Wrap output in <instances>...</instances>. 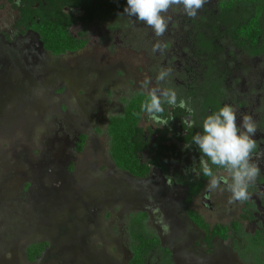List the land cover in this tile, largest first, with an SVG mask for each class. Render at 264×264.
Returning <instances> with one entry per match:
<instances>
[{
    "label": "rangeland",
    "instance_id": "1",
    "mask_svg": "<svg viewBox=\"0 0 264 264\" xmlns=\"http://www.w3.org/2000/svg\"><path fill=\"white\" fill-rule=\"evenodd\" d=\"M217 2L206 0L195 18L182 6L170 8L160 37L123 13L119 21L105 22L100 34L91 27L85 49L51 57L37 35H21L18 12L0 0V264H128V223L139 212L149 214L148 229L171 250L174 264L254 263L244 249L249 236L264 234V184L258 183L264 179V131L257 125L264 116L263 60L224 40L218 42L223 52L211 59L227 81L237 124L247 114L258 126L253 158L262 172L247 201L229 203L231 193L224 190L213 203L218 211L207 209L202 196L187 206V189L175 181L185 179L193 152L186 161L180 154L167 175L153 169L147 180L118 171L109 154L110 118L123 114L134 93L156 87L161 68H170L171 75L160 87L191 101L207 60L196 54L195 37L208 31L201 22ZM157 43L167 48L154 53ZM145 81H151L149 88ZM147 123L161 126L148 117ZM80 135L87 136L82 152L76 148ZM188 209L210 228L241 222L249 236L230 231L229 240L208 243ZM39 243L48 247L31 263L27 249ZM155 257L148 264H157Z\"/></svg>",
    "mask_w": 264,
    "mask_h": 264
},
{
    "label": "trees",
    "instance_id": "2",
    "mask_svg": "<svg viewBox=\"0 0 264 264\" xmlns=\"http://www.w3.org/2000/svg\"><path fill=\"white\" fill-rule=\"evenodd\" d=\"M13 3L14 0H8ZM59 0H47L49 6L62 9L65 3L58 5ZM72 1V0H70ZM120 0H79L76 6L83 7L87 13L86 18H76L64 26L57 20L45 18L41 24H35L34 30L39 33L44 48L54 56H62L67 53H76L85 49L87 41L75 38L70 34L69 28L78 21L87 23V18L96 17L103 19L107 14H116L123 10L124 3ZM123 2V0H121ZM117 3V4H115ZM58 5V6H57ZM16 7V5H14ZM219 15L214 27L215 35L221 34L219 26L226 29V35L231 42L239 49L250 56L264 55V0H220L218 4ZM89 19V18H88ZM209 50L213 48V43L204 42ZM146 94L139 93L131 96L125 101L124 112L120 116L111 117L107 127V134L110 138L109 154L114 164L122 171L130 175L145 179L149 176L150 167L145 164L142 158L144 150L158 149V157L167 152H175L177 143H189L192 137H182L186 125H178V113L176 114L174 127L165 130L163 138L153 141L155 131L152 128L144 129L140 123L144 113L141 111V104L146 98ZM210 102V101H209ZM211 105L210 103H208ZM173 133L174 138L167 135ZM87 141V136H81L77 145L78 152L83 151ZM168 143L170 145H168ZM154 149V150H155ZM152 151V150H151ZM170 153H168L169 155ZM157 157V158H158ZM154 163H158L155 161ZM204 179H207L204 177ZM204 184L191 188V194L197 195ZM190 202V200H189ZM191 221L204 230L212 238H220L227 241L231 236L230 231L240 230L236 224L232 227L217 225L211 231L205 220L194 211H188ZM149 216L145 212L132 215L128 223V234L130 238V250L132 257L128 264H148L149 258L155 255L157 264H174L172 252L162 246L158 235L148 229ZM210 238H208V242ZM249 249L255 252L261 244V233L255 237L248 238ZM47 243L33 244L27 249V259L35 263L47 249ZM154 261V262H155ZM264 264V262H261Z\"/></svg>",
    "mask_w": 264,
    "mask_h": 264
},
{
    "label": "flooded vegetation",
    "instance_id": "3",
    "mask_svg": "<svg viewBox=\"0 0 264 264\" xmlns=\"http://www.w3.org/2000/svg\"><path fill=\"white\" fill-rule=\"evenodd\" d=\"M5 1L9 6H11L15 11L18 12L17 28L20 31L21 35H25L28 33L37 35L45 53L51 57H58V56L52 55L49 51H47L44 48L43 43L40 39L39 33L36 30H34V27L36 26L35 24H41L43 19L51 18L52 20H57V21L61 22L64 26H67V24L69 22H71L73 19L86 18L87 17V13L85 12L84 8L76 6V3H78L79 0H72V1H70V0H59L58 5L65 3V5L62 6V9H59L57 7L55 8V6H49L47 0H14L13 3H11L8 0H5ZM219 2H220V0H218L216 7L213 10V12L208 17L204 18L203 21L201 22L203 25H205V27H207L208 31H199L195 37L196 54L198 56L206 57L207 60L204 63L203 72L201 74H199L198 78H199L200 82L198 83V85L195 88V93L194 92L190 93L191 98H192L191 101H189V100L186 101V108L185 109H181L179 107L170 108V107L164 105L165 112L163 113L161 119L168 120V123L166 125L153 126L152 124L150 125L147 123V116L145 114L142 117V120L140 123L142 128H144L146 130L149 128H152L155 131L160 130V132H156V134L153 135V141H155V143L157 142V140L163 138V135H164V132L166 129H168V128L170 129V128L174 127V122L176 120L175 116L177 113L179 114L178 115V121H177L178 125H180V123L186 125V129L182 133V137H192L197 132L202 131V128L200 127V125L202 123L203 118L208 113H210L211 111L218 110V108L223 106V104H225V103L231 105L230 101L227 98V88H228V85H226L227 81L224 79L225 77L223 76V74L219 72V69L216 68V65H214V62L211 60V59H214L216 55L223 52L221 46H219V43H218L220 40L227 41V43L231 44L232 47L237 49L242 55H244L246 57H249L251 59L264 61V55L252 57L248 53L237 48L231 42V40L227 37V35L225 33L226 29L225 30L223 29V27H222L223 25L221 27L219 26L220 32H221V34L223 33V35H215V31L213 29L216 25H218L217 17L219 15V11H218ZM119 3H124V7H123L122 11H119L113 15L107 14V16H105L103 19H99L96 17H92V18L88 17L89 19L87 18L86 24H84L81 21H78L76 24L72 25L69 28L70 34L73 35L75 38L86 40L87 45H88V34H89V29L91 27H95V30L99 31L100 27L102 25H104L105 22H110V21L115 22L116 20L119 21L121 14L124 13V8L126 7V0H123V2L120 0ZM115 4H117V3H115ZM14 5H16V7ZM76 26L80 27V30H79V32L74 33L72 30ZM99 34H100V31H99ZM204 42L213 43V48L209 50L203 44ZM87 45H86V47H87ZM68 54H74V53H68ZM139 93H143V92H137V93H134L133 95L139 94ZM143 94H146V93H143ZM208 103H210L211 105H209ZM241 105L242 104H239V106H241ZM188 108L191 109V113H189V111H187ZM189 122H191L193 124L192 127L188 126ZM144 123H146V125H144ZM257 125L259 126V129L264 131V116L261 118L259 123H257ZM81 136H85V135H80L78 138V142H79ZM167 136L171 139L174 138L173 137L174 135L172 132L169 133ZM172 144H175L177 146L176 151L175 152H167L166 154H163L161 157H158L159 156L157 154L158 149H155L156 144H154V146L152 147V149H151L152 151L150 149L143 151V153H142L143 161L145 164L149 165V167H150L149 176L145 179L136 178V177L130 175L129 173L120 170L114 164L113 160L112 159L111 160L114 164V167L118 171H120L122 173H126V174L130 175L132 178L138 179V180L149 179L152 175L153 169L159 170L162 174L167 175L169 173L171 163L173 161H176L178 159V157L180 156V154H182L183 159L186 161L187 156L190 152L195 153L196 155L193 158H195V160L197 162V167H198V161H199L200 153H199V151L195 145H193L191 147V149L186 150L184 148V145L186 143L182 144V143H177L176 141H172ZM77 145H78V143H77ZM168 145H170V144L168 143ZM168 153H170V154L168 155ZM193 158H191L190 167L188 168L189 170L187 171L188 173H186L184 175L185 179L179 178V179H177V181H175V183L177 185L183 186L187 189L186 198H185V204L187 206L193 205L195 203V201L202 196L203 202H205L207 209H209L210 211H218L219 209L216 210L213 207V203L217 202V200L221 197L220 194L224 191L223 190L224 186L222 185L221 189H217L213 192H209L207 189L208 178L204 179L203 175L197 177L190 170V168L193 165ZM155 161H157L158 163H154ZM219 173L223 174V175L226 174L223 172L222 169L219 170ZM202 183L204 184L202 190L197 195H195V196L192 195L191 191H190L191 188L196 187L198 185H201ZM258 183L264 184V179L260 178ZM189 200H190V202H189ZM219 206H221V205L219 204ZM222 210H224V209H222ZM188 211H194V210L188 209ZM188 211H187V214H188ZM194 212H196V211H194ZM145 213H147V212H145ZM196 213L201 216L200 213H198V212H196ZM148 216H149V214H148ZM188 217H189V215H188ZM189 220L191 221L190 217H189ZM235 224L240 227V230L238 232H235V230H233V229L231 230L235 236H238V237H241L242 235L243 236H249V235L244 234L243 226H242L241 222H233L230 224V226H226V227H232ZM218 225H221V224H218ZM216 226H214V227H216ZM221 226H223V225H221ZM213 228H210L211 231L213 230ZM197 229H199V228L197 227ZM199 230H202V229H199ZM204 233L206 234V236L208 238H210V241L208 243H211L212 237H210V235H208L205 231H204ZM258 233H261V244H262L259 247V249L256 250L255 252H253L252 250L249 249V243L246 244L245 249H244L245 250L244 252L247 253L246 258H249L251 261H253L254 262L253 264H262L261 262H264V234H263V232L257 231L255 234H252L249 237H255ZM208 238H207V241H208ZM236 244L238 245L237 241H236ZM44 252H43V254H44ZM239 254L241 256V253H239Z\"/></svg>",
    "mask_w": 264,
    "mask_h": 264
},
{
    "label": "clouds",
    "instance_id": "4",
    "mask_svg": "<svg viewBox=\"0 0 264 264\" xmlns=\"http://www.w3.org/2000/svg\"><path fill=\"white\" fill-rule=\"evenodd\" d=\"M206 0H126L124 13L128 17L151 27L157 37L163 36L167 30L170 17L168 10L174 6H182L184 14L195 18ZM167 45L157 43L152 51L163 52ZM171 75L170 68H161L156 75V87H151L141 104V111L151 120H158L161 125H166L168 120L161 119L165 112L164 105L170 108H186V101L178 99L175 89L160 87ZM151 81H145L144 87L149 88ZM187 111L191 113V109ZM192 127L191 122L188 123ZM202 131L192 136L191 142L184 148L191 149L196 146L200 153L198 167L195 158L190 168L197 177L203 175L208 178L207 189L213 192L221 189L231 193L229 203L244 202L249 199V187L262 169L253 158V153L258 145L254 139L257 125L251 115L243 114L237 124V110L230 104H223L216 111H211L202 120ZM257 159L260 153H256ZM223 170L226 175L220 174ZM189 169H186L187 172Z\"/></svg>",
    "mask_w": 264,
    "mask_h": 264
}]
</instances>
